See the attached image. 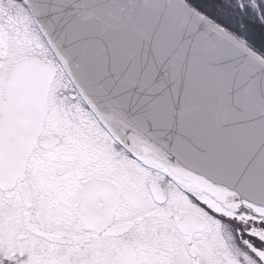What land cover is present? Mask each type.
Instances as JSON below:
<instances>
[{"label": "snow or ice", "instance_id": "obj_1", "mask_svg": "<svg viewBox=\"0 0 264 264\" xmlns=\"http://www.w3.org/2000/svg\"><path fill=\"white\" fill-rule=\"evenodd\" d=\"M158 7L149 46L134 50L118 0H0V264H264V128L243 153L208 102L217 84L229 98L243 85L264 94V0ZM152 37L168 41L161 58ZM178 53L179 82L169 79ZM29 67L52 74L54 118L10 150L6 91ZM73 132L87 158L58 164V191L42 198L28 157L70 148ZM149 186L178 198L163 208ZM158 213L195 215V238L164 257L142 250L133 230Z\"/></svg>", "mask_w": 264, "mask_h": 264}, {"label": "water", "instance_id": "obj_2", "mask_svg": "<svg viewBox=\"0 0 264 264\" xmlns=\"http://www.w3.org/2000/svg\"><path fill=\"white\" fill-rule=\"evenodd\" d=\"M124 6L120 15L119 31L124 43L131 49L139 50L149 46V37L155 27V20L162 0H118ZM152 55L163 57L168 50V41L152 37L150 41ZM182 53L174 61V69L169 72V79L179 82L181 76ZM52 82V74L45 68L29 67L20 72L13 86L6 91V107L10 118V144L17 137L28 133L39 119L44 123L47 113V98ZM226 85H215V92L209 98V104L216 107L230 122L236 134V142L243 153H251L259 145L260 131L264 128V94L254 87L240 86L229 98ZM235 87V86H234ZM44 138V140H46ZM153 197L164 201L163 190L151 188ZM163 213H158L161 215ZM192 218L197 224L195 215L189 214L184 219ZM183 234L191 235L190 226L184 221L177 222ZM196 228L193 230L195 231Z\"/></svg>", "mask_w": 264, "mask_h": 264}, {"label": "flooded vegetation", "instance_id": "obj_3", "mask_svg": "<svg viewBox=\"0 0 264 264\" xmlns=\"http://www.w3.org/2000/svg\"><path fill=\"white\" fill-rule=\"evenodd\" d=\"M53 85H54V81H52V83H51V86H53ZM49 94H50V91H49ZM53 118H54V108L51 104V101L48 99L47 116H46L45 121H44L45 129H47L49 121L52 120ZM71 136H72V146L70 148H61L60 156L53 158V160H51V158L49 157L48 160L42 161L40 154L38 152L32 153V155L28 159V166L33 171V176H32L33 191L36 193H39L40 197H42V198H47L49 196H52V195H54V193L56 191H58V189H56V188L50 189L46 186V183L49 182V180L51 182H55L52 179L51 170L60 171L58 166L51 169L52 165H54V162L55 163L60 162L61 164L64 162H67V164L69 166H71L75 169V168L80 167V165L87 158L86 153L81 149L80 143H78L77 134L75 132H73V133H71ZM41 138L44 139V138H46V136H44L42 134ZM54 149L55 148L53 147L52 149H49V151H52ZM64 190L65 191H71V185H65ZM146 191L148 193H150V197L152 200L158 201L153 197L150 186ZM163 191H164L165 195H164V201H163L162 207L167 208L168 207L167 204L170 201V199L178 198L179 194L174 195L170 190L167 189V187L165 189H163ZM165 197H167V198H165ZM202 215H203V213H201V216ZM151 220H161V221L163 220V221H165L166 224L171 223V224H169V226L171 228L170 233L173 236L175 235V237H170L169 238L170 241L165 243V247L161 246V244H158L159 241L157 240L158 237L156 236V234H157L156 229L159 228V230L161 231V226L154 228V229H151V231H150L152 233L153 237H152L151 243L149 244V250L152 251L153 253H158L159 256H161V257L165 256V255L167 256V254H169L171 246L177 240L183 241L185 238V235L183 233H181L180 230L178 229L177 221H173V220L169 219L164 214L156 215L153 217H148L146 219V221H151ZM182 221H184V223L186 224L187 227L190 226L189 227V228H191V235L190 236L195 238V231H193V230L198 227V224L194 223V220L192 218H188V217H187V219L183 218ZM131 238L134 240L137 239L134 236H132ZM161 247L165 251L163 253L164 255H162L163 250H161ZM141 249H142V247H141Z\"/></svg>", "mask_w": 264, "mask_h": 264}, {"label": "rangeland", "instance_id": "obj_4", "mask_svg": "<svg viewBox=\"0 0 264 264\" xmlns=\"http://www.w3.org/2000/svg\"><path fill=\"white\" fill-rule=\"evenodd\" d=\"M52 154L50 156L51 160H53V158H56L58 156H60L61 154V149L60 150H52L50 151ZM58 164H61L60 162H54V165H52V168L53 169L54 167L58 166ZM53 170H51L52 172ZM46 186L50 189H54L56 188L57 189V186H56V183L55 182H51L49 180V182L46 183ZM55 194V193H54ZM52 195V194H51ZM171 200V199H170ZM170 202V201H169ZM169 202L167 205H169ZM201 215V213H200ZM163 224V225H162ZM169 224L171 223H165V221H161V220H151V221H146L144 223V230L143 231H140L139 229H135L133 230V235L134 237H136V241L139 242V245L143 248H147L149 250V244L151 243V240H152V233L150 232L151 229H154V228H157L159 226H161V231L158 229H156L157 231V234L156 236L158 237L157 240L159 241L158 244H161V246L165 247V243L166 242H169L170 241V237H175V235L173 236L170 232V226ZM157 241V242H158ZM161 250H163V248L161 247ZM165 251L163 250L162 251V255H164ZM168 255V254H167ZM166 256V255H165ZM161 257V256H160ZM164 257V256H162Z\"/></svg>", "mask_w": 264, "mask_h": 264}]
</instances>
